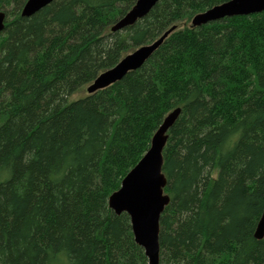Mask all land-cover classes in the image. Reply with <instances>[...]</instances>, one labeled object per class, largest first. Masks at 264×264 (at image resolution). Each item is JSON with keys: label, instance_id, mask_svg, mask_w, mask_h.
<instances>
[{"label": "trees", "instance_id": "16d2710c", "mask_svg": "<svg viewBox=\"0 0 264 264\" xmlns=\"http://www.w3.org/2000/svg\"><path fill=\"white\" fill-rule=\"evenodd\" d=\"M0 0V264H149L108 199L181 107L164 149L159 264H264V11L192 25L227 0ZM175 27L121 80L72 96Z\"/></svg>", "mask_w": 264, "mask_h": 264}, {"label": "water", "instance_id": "95a60500", "mask_svg": "<svg viewBox=\"0 0 264 264\" xmlns=\"http://www.w3.org/2000/svg\"><path fill=\"white\" fill-rule=\"evenodd\" d=\"M54 0H27L21 14L31 16ZM159 0H135L132 8L114 25L119 31L133 25L147 15ZM264 11V0H227L216 4L192 18V25L199 26L211 21L236 15H249ZM6 12L0 9V33L5 28ZM175 27L168 29L153 42L143 44L126 54L113 67L101 72L88 86L89 93L103 89L119 80L128 72L141 67L163 43ZM177 107L166 115L156 132L151 145L138 163L122 179L118 189L109 196L112 210L126 212L131 220L135 241L144 248L149 264L160 263V218L171 197L165 192L167 177L164 173V149L169 131L181 113ZM255 237L264 238V209L258 221Z\"/></svg>", "mask_w": 264, "mask_h": 264}, {"label": "rangeland", "instance_id": "374dc122", "mask_svg": "<svg viewBox=\"0 0 264 264\" xmlns=\"http://www.w3.org/2000/svg\"><path fill=\"white\" fill-rule=\"evenodd\" d=\"M88 91H87V86L85 88H83L81 91L79 92H76L73 96H72V99H76V98H79L80 96H83L85 94H87Z\"/></svg>", "mask_w": 264, "mask_h": 264}]
</instances>
